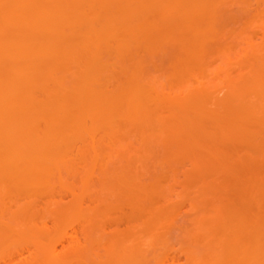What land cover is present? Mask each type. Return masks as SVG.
<instances>
[{
    "label": "bare ground",
    "instance_id": "6f19581e",
    "mask_svg": "<svg viewBox=\"0 0 264 264\" xmlns=\"http://www.w3.org/2000/svg\"><path fill=\"white\" fill-rule=\"evenodd\" d=\"M248 5L0 0V257L31 241L30 264H166L178 214L167 173L185 157L186 264H264V40L244 74L208 90L230 25L259 16ZM58 187L74 199L43 229L35 205ZM126 207L133 224L105 235ZM75 219L87 242L58 249Z\"/></svg>",
    "mask_w": 264,
    "mask_h": 264
},
{
    "label": "rangeland",
    "instance_id": "374dc122",
    "mask_svg": "<svg viewBox=\"0 0 264 264\" xmlns=\"http://www.w3.org/2000/svg\"><path fill=\"white\" fill-rule=\"evenodd\" d=\"M248 9L251 13L259 12V16L252 23H234L230 25L234 33L229 40L233 45L232 52L220 57V62L224 65V70L220 76H213L215 84L208 85V90L213 93H220L219 85L224 86L227 77H238L244 74L247 69V61L253 49L258 48L264 40V0H247ZM234 10L236 7L231 6ZM242 33V34H239ZM185 161L179 169L169 171L167 173L168 181L167 187L169 188L170 203L178 208L177 221L174 225L173 235L170 243L165 250L166 264H186L188 250L186 244L188 237L183 233L184 225L189 223L190 218L193 216L191 209V191L187 188V172L194 171L190 162L183 157ZM242 170H246L247 166H241ZM197 175L206 174L209 171L200 169L195 171ZM194 190V189H193ZM194 192V191H193ZM94 194L85 195L84 204L89 205L94 201ZM74 199V193L71 189L58 187L54 193L53 201L49 205L46 200L39 201L35 205L37 224L43 229H53V215L49 213V209H55L60 206L70 204ZM132 217L129 208H124L123 211L113 212L105 221L102 232L105 235L111 234L116 229H127L130 227ZM88 238L87 225L83 221L72 220L66 226L63 236L57 242L58 249L63 246H68L71 243L85 244ZM36 254V246L34 242L28 241L13 249L9 250L6 254L0 257V264H30L34 261Z\"/></svg>",
    "mask_w": 264,
    "mask_h": 264
}]
</instances>
